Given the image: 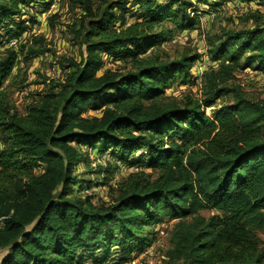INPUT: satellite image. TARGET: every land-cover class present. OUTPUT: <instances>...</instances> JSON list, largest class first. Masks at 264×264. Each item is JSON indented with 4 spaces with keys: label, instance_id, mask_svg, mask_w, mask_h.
Returning a JSON list of instances; mask_svg holds the SVG:
<instances>
[{
    "label": "trees",
    "instance_id": "obj_1",
    "mask_svg": "<svg viewBox=\"0 0 264 264\" xmlns=\"http://www.w3.org/2000/svg\"><path fill=\"white\" fill-rule=\"evenodd\" d=\"M64 1L80 10L69 28L81 58H64L62 82L20 113L4 84L18 62L51 48L42 34L17 48L7 43L52 0H0V264H124L166 217L175 220L172 264H264L256 233L264 228V105L234 83L239 69L264 74L263 14H249L253 28L210 37L205 55L217 66L201 76L203 98L175 99L169 84L196 80L191 67L203 54L169 60L158 46L193 29L202 8L191 0ZM197 1L208 14L232 0ZM134 5L138 18L127 23ZM58 17H48V28ZM118 60L123 68L106 66ZM227 94L233 101L208 116ZM82 147L109 154L94 170L99 181L76 173L88 165ZM120 166L140 169L111 185ZM94 187H107L110 200L94 202ZM203 208L216 213L205 217Z\"/></svg>",
    "mask_w": 264,
    "mask_h": 264
},
{
    "label": "rangeland",
    "instance_id": "obj_2",
    "mask_svg": "<svg viewBox=\"0 0 264 264\" xmlns=\"http://www.w3.org/2000/svg\"><path fill=\"white\" fill-rule=\"evenodd\" d=\"M194 6L199 9L208 11L210 10L208 4L199 3L197 0H191ZM56 10V11H55ZM79 9L70 8L64 0H57L56 5L40 15H37V22L32 26L24 38L25 42L30 35L43 34L47 41L50 43L51 51L39 57L32 58L29 62H18L16 67L12 70V80L9 79L6 86L7 91L10 93L11 100L18 110L23 113L25 107L34 99L35 95L50 85L62 82L65 77V72L62 66L65 65L64 58L80 59L82 48L76 40H73V34L69 28L79 17ZM260 11L263 14L261 19V26L264 27V7L256 2L249 3L242 0H232L229 3L222 4L215 12L214 16L207 17V14L202 12L199 15V22L195 27L184 35L175 32L172 38L166 43L159 45L162 57L169 60H175L180 57L184 52L201 53L204 49L209 48V38L219 34L222 29H249L255 26L253 18L249 14ZM139 9L134 5L133 13L126 15L127 23H130L138 18ZM57 14L59 17L53 29L48 28L47 19L52 14ZM209 16V13H208ZM167 23V22H166ZM36 27V28H35ZM20 44V43H19ZM204 55H202L203 57ZM196 62L193 63L195 65ZM193 65L191 73H193ZM107 67L123 68L124 64L118 60L115 62H107ZM234 83L239 85L245 94V97L253 102H260L264 105V74L252 68L239 69L235 72ZM203 82L192 80L190 77L185 82L181 78H177L166 89V94L175 99H182L187 95L194 98H203ZM233 101L231 94L220 97L213 107L206 108V114L212 115V108L220 107L223 104H228ZM90 115L101 114L100 111H90ZM83 150L86 147H82ZM89 150V149H88ZM88 165L86 169L83 164L77 166L76 173L81 175L82 178L95 182L100 180L101 176L96 174L95 168L99 165L105 166L106 159H100V154L95 151H88ZM111 160V159H110ZM149 171V170H147ZM125 174V172H123ZM123 176V175H120ZM85 192V191H84ZM89 192V191H88ZM88 192H85L88 193ZM96 194L98 200L94 202H108L107 187H94L90 190ZM198 213L209 217L215 214L216 211L212 209H199ZM189 218V217H188ZM175 220L164 218L163 221L154 227V237L150 234L153 242L145 247L142 251L136 252L131 256V260L124 264H172L168 261L166 252L171 247L170 232ZM153 232V231H152ZM257 235L263 241L264 247V228L256 231ZM3 252H0V258ZM83 264H93L87 260Z\"/></svg>",
    "mask_w": 264,
    "mask_h": 264
},
{
    "label": "built area",
    "instance_id": "obj_3",
    "mask_svg": "<svg viewBox=\"0 0 264 264\" xmlns=\"http://www.w3.org/2000/svg\"><path fill=\"white\" fill-rule=\"evenodd\" d=\"M56 2L57 0H52V3L50 5V8H53L55 5H56ZM250 3H253V2H250ZM56 11V10H55ZM210 16H214V12H209V16L207 14V17H210ZM40 22V20L36 23V25ZM36 28V27H35ZM185 32H188V31H184V32H181V35H184ZM35 35H37L36 33H34ZM43 35V34H42ZM25 36H27L26 34L22 35L20 38H15V39H11L8 41L7 43V47L9 48H17L18 44L21 42V41H24V38ZM204 49L201 53L204 55L200 60H197L195 61L196 64L193 65V74L196 76V80L197 81H201V76L203 74V72L205 70H207L208 68L210 67H216L217 66V63L216 62H212L210 61L206 55H205V52H206V48H202ZM86 149H89V148H86ZM88 151H93L92 149H89ZM109 159V154L108 153H105V154H100V159ZM140 168L137 167V166H120V168L118 169V171H116L112 178H111V181H110V184L111 185H114L116 182H118L122 177L126 176L127 174L131 173V172H134V171H137L139 170ZM123 172H125V174H123ZM120 175H123V176H120ZM104 188V187H103ZM85 192H88V191H85ZM2 226V220L0 218V228Z\"/></svg>",
    "mask_w": 264,
    "mask_h": 264
},
{
    "label": "crops",
    "instance_id": "obj_4",
    "mask_svg": "<svg viewBox=\"0 0 264 264\" xmlns=\"http://www.w3.org/2000/svg\"><path fill=\"white\" fill-rule=\"evenodd\" d=\"M85 263V262H84Z\"/></svg>",
    "mask_w": 264,
    "mask_h": 264
}]
</instances>
